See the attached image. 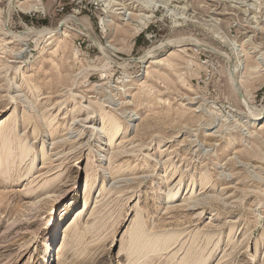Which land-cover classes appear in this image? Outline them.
<instances>
[{
  "label": "rangeland",
  "instance_id": "obj_1",
  "mask_svg": "<svg viewBox=\"0 0 264 264\" xmlns=\"http://www.w3.org/2000/svg\"><path fill=\"white\" fill-rule=\"evenodd\" d=\"M259 110L264 0H0V264H264Z\"/></svg>",
  "mask_w": 264,
  "mask_h": 264
},
{
  "label": "bare ground",
  "instance_id": "obj_2",
  "mask_svg": "<svg viewBox=\"0 0 264 264\" xmlns=\"http://www.w3.org/2000/svg\"><path fill=\"white\" fill-rule=\"evenodd\" d=\"M127 14V13H126ZM138 27V26H137ZM59 28V27H58ZM56 31H57V28L56 29H52L48 34H53V33H56ZM149 55V54H148ZM232 71V70H231ZM234 84V83H233ZM237 86V87H236ZM235 87L238 89V85L236 84L235 85ZM245 102H246V100H245ZM254 115H256L255 116V118L253 119V122H258V121H262L263 119H264V113H261L260 112V110H259V113L257 114V111H256V114H254ZM110 125V124H109ZM9 126H6L3 122H1L0 123V133L4 130V128H8ZM111 127V126H110ZM99 129V128H98ZM111 129V128H110ZM118 130H119V128H112L110 131H111V136H109L110 138H114V136H116L117 135V133H118ZM95 131V130H94ZM93 131V132H94ZM105 133V131L103 130V129H101L100 130V132H98V136H100L101 138H103V140H104V134ZM103 135V136H102ZM110 135V134H109ZM3 136L4 135H2V137L0 138V142H2L3 140H4V138L7 136V135H5V137L3 138ZM9 136V135H8ZM101 138H99V139H101ZM3 139V140H2ZM99 139L97 138L95 141L96 142H99ZM7 147V146H6ZM25 149V151H24V153H23V155H22V158H26L27 156H29V152L26 150V148H24ZM101 149V148H100ZM5 156L7 155V156H11V154H12V152H11V150L10 149H8L7 148V150H6V152H4L3 153ZM2 155V152H1V150H0V166L2 165L3 166V160H2V157L3 156H1ZM6 159V158H5ZM3 161V162H2ZM5 162H6V160H5ZM175 196V193H170L169 192V194H167L166 195V199H167V201L169 200V199H171V198H173ZM86 204H84V206H85ZM78 217H79V214L76 216V218L73 220V222L74 221H76L77 219H78ZM74 226V225H73ZM133 228H135V230L136 229H140L138 226H134ZM57 227L55 226V227H53V229H51L50 230V233H51V247H52V245H53V243L52 242H54V240L56 239V232H57ZM139 231V230H138ZM140 232L142 233L143 231L142 230H140ZM132 234H133V232H132ZM140 234V233H139ZM136 235V234H134V235H130V243H129V250H130V252H129V257H132L133 255H138V256H140V257H138L137 259H140L142 256H144V255H146V256H149V255H147L148 253L150 254V253H153V252H157V251H162V250H167L171 245H173V236L174 235H171V237H164V236H162V235H160V236H158L157 238H152L151 236H146V235ZM173 234V233H172ZM156 236V235H155ZM60 238V237H59ZM175 241V240H174ZM193 247V246H192ZM55 248L56 247H54V248H52V252H53V255H54V250H55ZM143 249L144 250H147V252L144 254V251H143ZM212 249H213V247H212ZM211 249V250H212ZM143 251V255H140L141 254V252ZM196 251V250H195ZM190 251H188V253H189ZM193 252V251H192ZM51 252H49V253H46V255H45V260H47V262H46V264H48L50 261H51V264H53L54 263V259H53V255H52V257H51ZM193 255V254H192ZM187 256H190V254L189 255H187ZM145 257V256H144ZM193 257V256H192ZM205 256H203L202 258H201V260L200 261H195V263H194V261H192V263H189V264H205V261H206V259L204 258ZM145 258H149V257H145ZM194 259V258H193ZM44 260V261H45ZM190 260V259H189ZM139 263V262H138ZM131 264V263H130ZM140 264H143V262L142 263H140Z\"/></svg>",
  "mask_w": 264,
  "mask_h": 264
}]
</instances>
